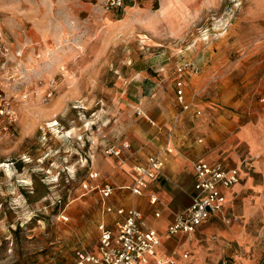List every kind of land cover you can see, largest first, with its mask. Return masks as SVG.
<instances>
[{
    "label": "rangeland",
    "instance_id": "rangeland-1",
    "mask_svg": "<svg viewBox=\"0 0 264 264\" xmlns=\"http://www.w3.org/2000/svg\"><path fill=\"white\" fill-rule=\"evenodd\" d=\"M105 1L0 0V103L11 113L0 131V264H72L76 249L96 247L101 201L82 182L90 167L107 181L99 168L116 157L105 149L139 121L162 125L180 61L216 63L193 100L264 96V0ZM260 201L252 219L223 221L235 235L218 264L264 257Z\"/></svg>",
    "mask_w": 264,
    "mask_h": 264
},
{
    "label": "crops",
    "instance_id": "crops-1",
    "mask_svg": "<svg viewBox=\"0 0 264 264\" xmlns=\"http://www.w3.org/2000/svg\"><path fill=\"white\" fill-rule=\"evenodd\" d=\"M212 61L211 64L202 63L200 76L198 73L188 78L190 73H186L184 95L188 109L182 110L178 105L175 85L170 84L167 95L170 105H165L163 117L159 120L162 125L153 120L139 121L125 138L129 141L125 143H130L128 155L121 158V162L116 158L109 159L99 168L106 182L116 187L107 202L114 207H136L142 213L143 224L156 229L161 235L156 256L171 257L175 264H218L221 259L218 249L223 251L226 239L235 235L219 215L200 223L193 232L165 233L174 215L191 203L194 162L238 167L239 181L224 190V213L227 217L252 219L256 211L262 209L259 203L264 199V100H261L264 96L244 104L236 100V95L228 101L225 95L219 98L211 94L207 95L209 99L198 96L193 100L190 92L200 89L206 78L217 70L216 63ZM134 92L138 90L134 89ZM138 109L142 111L138 114L145 115L142 109ZM160 149H163L161 154L164 159L160 174L148 182L141 195H133L128 188L134 177L133 166L143 163L148 155ZM151 194L157 198L154 204L149 202ZM114 219H117L115 213H102L101 202L98 222L105 220L113 224ZM240 235H247V230ZM213 236L220 238L219 245ZM185 252H188L187 257H183Z\"/></svg>",
    "mask_w": 264,
    "mask_h": 264
},
{
    "label": "built area",
    "instance_id": "built-area-1",
    "mask_svg": "<svg viewBox=\"0 0 264 264\" xmlns=\"http://www.w3.org/2000/svg\"><path fill=\"white\" fill-rule=\"evenodd\" d=\"M126 0H106L105 9H119ZM200 67L194 62L183 60L175 68V97L182 110L189 108L185 103L184 81L186 73L198 74ZM261 100H264L262 98ZM138 113H142L137 109ZM11 118L8 102L0 103V131L7 130L3 122ZM129 148L128 143L120 146H110L105 149L106 154L121 158L122 150ZM163 149L147 156L143 163L133 166V181L129 190L133 195H141L148 187V182L156 179L164 166L162 157ZM194 192L191 203L180 213L174 215L173 220L167 225L165 233L175 235L179 232H193L197 226L213 215H219L223 221H228L224 213L226 196L224 190L232 187L239 181L238 167H223L221 164H209L206 162H194ZM98 171L89 168L87 176L82 182L83 188L88 191H97L102 202V213H115L117 219L113 224L100 220L96 229L98 231V243L95 250L76 249L73 264H175L173 258L156 256V249L160 244V233L151 227H146L142 221V213L134 206L124 208L114 207L107 202L116 187L109 182L97 181ZM156 196L150 195L149 202L154 204ZM158 216V213H155ZM188 252L183 254L187 257Z\"/></svg>",
    "mask_w": 264,
    "mask_h": 264
},
{
    "label": "trees",
    "instance_id": "trees-1",
    "mask_svg": "<svg viewBox=\"0 0 264 264\" xmlns=\"http://www.w3.org/2000/svg\"><path fill=\"white\" fill-rule=\"evenodd\" d=\"M258 264H264V257H262L261 261Z\"/></svg>",
    "mask_w": 264,
    "mask_h": 264
}]
</instances>
